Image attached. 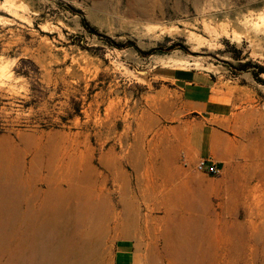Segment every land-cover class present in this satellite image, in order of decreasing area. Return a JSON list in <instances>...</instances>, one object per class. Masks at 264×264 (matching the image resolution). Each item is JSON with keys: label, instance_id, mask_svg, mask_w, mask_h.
Here are the masks:
<instances>
[{"label": "rangeland", "instance_id": "374dc122", "mask_svg": "<svg viewBox=\"0 0 264 264\" xmlns=\"http://www.w3.org/2000/svg\"><path fill=\"white\" fill-rule=\"evenodd\" d=\"M23 3L27 12L13 11L31 23L0 11L14 20L0 23V148L16 153L8 150L12 180L20 181L21 165L40 164L43 148L64 146L66 160L82 150L79 170L92 164L111 212L122 213L126 194L139 212L136 229L106 233L108 264L120 237L149 240L157 264H218L200 250L211 244L219 253L227 231L244 232L235 261L263 260L264 0ZM185 69L227 81L236 102L217 176L200 171L202 160H190L184 136L171 130L180 94L161 76ZM111 152L115 170L102 166ZM32 176L20 181L24 194L45 188ZM201 216L210 224L176 225Z\"/></svg>", "mask_w": 264, "mask_h": 264}, {"label": "bare ground", "instance_id": "6f19581e", "mask_svg": "<svg viewBox=\"0 0 264 264\" xmlns=\"http://www.w3.org/2000/svg\"><path fill=\"white\" fill-rule=\"evenodd\" d=\"M63 147L43 148L39 165H21L23 170L18 171L22 172L20 181L29 182L35 173L34 178L45 184L44 189L35 187L36 194H24L20 181L12 180L14 148L11 155L8 150L11 152L12 148H0V264H103L105 250L102 248L110 227L127 230L139 226V212L130 201L127 202V194L119 200L122 213L111 212L112 202L95 186L98 178L91 177L95 171L92 164H88L83 173L79 170L84 159L82 150L77 148L78 154L66 160L67 150ZM108 156L104 155L102 166L117 169L115 153ZM188 219H180L176 225L192 229L204 222L210 224L202 216ZM243 233L235 235L227 231V243L220 246L219 253L217 247L204 245L200 258L218 256V264H240L234 260V241H241ZM202 236L210 237L205 231ZM253 239H259L258 235L255 234ZM238 247L244 250V254L248 253L244 245ZM253 264H264V258Z\"/></svg>", "mask_w": 264, "mask_h": 264}, {"label": "crops", "instance_id": "0c3cea01", "mask_svg": "<svg viewBox=\"0 0 264 264\" xmlns=\"http://www.w3.org/2000/svg\"><path fill=\"white\" fill-rule=\"evenodd\" d=\"M161 77L172 80L180 94L171 130L184 136L186 154L190 152L192 161L211 160L210 163L218 165L230 152L231 139L226 130L231 106L236 104L227 81L211 72L190 69L175 70ZM155 254L146 238L120 237L112 264H157ZM103 255V264H108L105 251Z\"/></svg>", "mask_w": 264, "mask_h": 264}, {"label": "clouds", "instance_id": "9594fccd", "mask_svg": "<svg viewBox=\"0 0 264 264\" xmlns=\"http://www.w3.org/2000/svg\"><path fill=\"white\" fill-rule=\"evenodd\" d=\"M18 7L20 11L27 12L28 7L23 3V0H20L19 5L16 4V0H3L0 2V11L5 13H10L12 16L18 18L21 21H27V23H31L25 16L19 15L18 12H14L13 8ZM38 15V13H37ZM0 23L4 25H11L14 23V20L8 19L6 16H0ZM16 61L13 60L11 63H15ZM3 72H7V66H5L2 70ZM8 78H11L10 75Z\"/></svg>", "mask_w": 264, "mask_h": 264}, {"label": "built area", "instance_id": "2783aa9c", "mask_svg": "<svg viewBox=\"0 0 264 264\" xmlns=\"http://www.w3.org/2000/svg\"><path fill=\"white\" fill-rule=\"evenodd\" d=\"M198 169L213 176L220 174L219 166L215 163H209L206 160H202L198 163Z\"/></svg>", "mask_w": 264, "mask_h": 264}]
</instances>
